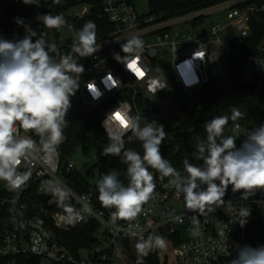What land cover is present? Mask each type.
Listing matches in <instances>:
<instances>
[{
	"label": "clouds",
	"instance_id": "clouds-1",
	"mask_svg": "<svg viewBox=\"0 0 264 264\" xmlns=\"http://www.w3.org/2000/svg\"><path fill=\"white\" fill-rule=\"evenodd\" d=\"M21 2L36 8L42 6V0ZM54 3L59 4L60 0ZM35 20L48 30L59 31L66 26L63 14L37 13ZM14 22L24 29L23 37L17 38L15 33L12 39L0 35V181L16 194L15 201L32 177L31 171L20 170L22 163L30 165L39 161L51 167V162L58 159V148L65 139L64 130L69 123L67 115L72 97L79 90L85 72L78 59L93 56L100 46L97 47L96 24L92 20L72 30L68 52H62L55 42H48L47 33L38 34L23 17H15ZM143 48V40L133 36L121 45L124 55L113 53V58L129 70L130 62ZM105 82L119 87V81L111 73ZM87 88L94 100L102 95L94 80L87 83ZM229 111L230 116L217 115L205 122L206 137H195L191 153L200 163L185 157L182 171L160 151L167 137L164 125L149 121L138 112L123 111L120 106L103 120L108 142L101 155L120 157V162L126 166L127 183L120 179L121 173L116 169L102 174L96 182L97 199L102 208L111 210L105 222L107 226L119 232L122 229L118 221L137 222L135 230L127 233L136 239L137 264H144L143 258L150 252L167 248L162 235L149 233L145 237L146 229L138 222L144 206L155 199V173L160 180L168 178L169 186L182 194L184 207L191 213L189 232L192 237L202 234L199 217L209 216L220 208L235 214L242 228L247 224L251 208L246 203L234 204L225 197L229 187L233 194L240 193V201L245 202L264 192V123L248 130L237 146L239 136L226 134V129L230 120L243 119L244 113L236 106ZM136 141L143 154L126 147ZM41 189L61 209L60 219L66 225L75 226L89 217H102L91 206L90 198L76 197L72 189L56 177L42 180ZM73 200L80 204L79 208ZM228 264H264V245L238 246Z\"/></svg>",
	"mask_w": 264,
	"mask_h": 264
},
{
	"label": "built area",
	"instance_id": "built-area-1",
	"mask_svg": "<svg viewBox=\"0 0 264 264\" xmlns=\"http://www.w3.org/2000/svg\"><path fill=\"white\" fill-rule=\"evenodd\" d=\"M17 1L0 0V34L7 28L17 31L23 29L16 23L9 25L7 23V12ZM250 1L252 0H238L227 6L225 8L227 22L224 24L218 22L200 25L184 31H176L174 27L178 28L180 24L194 26V19L202 16L205 10L164 19L162 15L139 14L132 0H77L69 10L63 11L68 16L65 17L66 26L63 29L48 30L42 23L37 21L34 23L38 31L47 33L45 39L48 42H55L66 52L70 51L73 29L78 30L88 20L96 24V32L100 33L97 36V47L100 48L93 56L78 59L85 72L82 74L81 85L75 98L80 108H104L100 125L106 133L102 122L107 114L119 106L121 110L130 111L132 114L138 112L148 117L150 121L157 106L170 104L168 99H160L165 94L174 95L165 72V65L170 68L177 84L188 95L200 90L209 80L219 79L224 73V68L217 46H224V37L228 29L231 28L237 37H246L249 35L252 18L258 12L264 11V0ZM133 36L142 40L157 36L159 41L155 45L144 44L143 51L130 62V64L135 62V67L141 75H137L134 69L128 70L113 58V53L124 55L121 45ZM165 47L173 55L170 61L162 53ZM252 60L264 66V48L261 49L260 55ZM109 73L119 81V87H112L111 83L105 82ZM93 80L102 94L97 100L92 98L87 88V83ZM233 128H240L238 121L232 123L231 130ZM62 145L63 143L58 148V159L51 162V167L39 161L30 165L22 163L20 166L21 171L27 170L32 173L28 187L34 182H39L37 190L40 196L39 206L47 223L29 222L18 229L3 233L0 236V258L10 257L6 264H16L15 257L20 254L40 256L56 264L111 262L124 258L125 241H136L127 235L129 231L135 230L136 221L131 223L118 221L122 229L119 232L107 226L105 222L108 221L111 210L101 207L95 188L78 186L67 178L66 174L76 170L71 162L62 164L60 153ZM155 176V199L144 206V212L138 217L140 226L146 229L144 236L149 233L162 235L167 241L164 258L168 260L171 258L174 264H228L231 255H235L236 248L246 244L245 226L242 228L239 225L237 216L224 211L223 208L217 209L209 216H201L199 219L202 234L199 237H192L189 232L191 213L184 207L182 194L169 186L168 178L160 180L158 173H155ZM52 177L58 178L70 187L76 197L90 198L93 209L102 214L101 219L89 217L83 221L97 224L94 233L97 242L88 248L78 250L77 253H72L68 249L63 234L83 222L69 226L61 221V209L55 202H51L52 198L41 189V181ZM3 185L6 186L5 182ZM239 197L240 193L233 194L229 187L226 200L231 199L234 204L246 203L252 210L264 215V203L254 202L264 201V192L257 193L246 202L240 201ZM7 200L9 199L0 198L1 203ZM73 203L77 208L80 207L76 200H73Z\"/></svg>",
	"mask_w": 264,
	"mask_h": 264
},
{
	"label": "trees",
	"instance_id": "trees-1",
	"mask_svg": "<svg viewBox=\"0 0 264 264\" xmlns=\"http://www.w3.org/2000/svg\"><path fill=\"white\" fill-rule=\"evenodd\" d=\"M228 0H149L150 14L162 15L164 19H171L188 14L202 12L211 7L217 6ZM77 0H60L59 4L54 0H42V6L36 8L32 5H25L18 0L7 12V23L13 24L15 17H23L25 22H31V27L37 30L34 23L37 13H50L53 15L67 11ZM250 2H260L252 0ZM199 16L194 19L196 25L202 21ZM17 38L23 37L24 29L21 31L7 28L3 33L6 38L12 39L13 34ZM100 33L97 32V36ZM264 37V11L258 12L250 22L249 35L246 37H237L234 31L229 28L224 37V47L229 49V60L226 64V79L223 84L220 79H211L206 82L199 90L195 98H191L188 93L182 90L177 84L170 68L165 65V72L174 91L177 105L181 111L180 121L175 125H169L165 122L159 109L156 108L152 114L151 120L162 124L167 132L166 139L162 142L160 151L165 159L169 160L174 167L182 171V161L187 157L193 163H200L192 158L194 151L195 137H206L204 124L217 115H231L230 108L236 106L239 110L247 111L253 119V126L257 127L264 123V79L262 87L259 89L256 84L245 83L242 79L243 68L246 63L258 57L261 53V41ZM35 39V38H34ZM62 52H66L61 48ZM104 108L94 109L80 108L75 96L72 97V107L67 115L69 121L64 130L65 139L60 148L62 164H65L67 157L72 155L76 149L81 148L88 152L91 146L103 142L107 143V134L101 128L100 122ZM148 120L149 118L146 117ZM232 121L226 129V134H232ZM243 141V138L237 139V146ZM126 147L142 152L138 141L126 144ZM112 161V169L121 173L120 179L127 183L124 173L126 166L120 162V157L116 156H98V162L95 166L104 169L105 161ZM70 181H74L78 186L85 188L92 187L85 177L79 172L72 171L66 174ZM39 182L32 183L28 189L15 201L16 195L10 192L3 181H0V198H8L4 203L0 202V236L9 230H15L25 226L29 222L47 223L39 206L40 196L37 193ZM96 194L98 192L94 186ZM264 215L251 209V215L245 225L246 244L256 247L264 245ZM97 229L95 222H83L73 227L68 233L63 234L65 244L72 253H77L82 248H88L94 245L97 240L94 233ZM127 251H131V241L124 242ZM16 264H41L42 257L35 255L20 254L16 257ZM10 257H1L0 264H6ZM144 264H167L162 262L158 250L152 251L147 257L143 258ZM137 264V259H135ZM56 264V263H55Z\"/></svg>",
	"mask_w": 264,
	"mask_h": 264
},
{
	"label": "rangeland",
	"instance_id": "rangeland-1",
	"mask_svg": "<svg viewBox=\"0 0 264 264\" xmlns=\"http://www.w3.org/2000/svg\"><path fill=\"white\" fill-rule=\"evenodd\" d=\"M238 0H228L224 3H221L217 6L211 7L205 10L204 14H202V21L194 26L187 25V24H180V26L174 27L176 31H184L187 29H194L200 25H211L214 23H226V7L237 2ZM132 3L137 10V12L141 15H148L150 14V7H149V0H132ZM144 44H152L155 45L159 41L157 36H151L143 40ZM261 47L264 48V37L261 41ZM217 49L220 50L222 56V65L224 68L223 75L219 78L221 82L224 84L226 79V64L229 60V49L224 46H217ZM170 61L173 57L170 50L166 47L163 49L162 52ZM242 79L245 83L256 84L257 87L260 89L262 87L263 79H264V66L259 65L258 63H254L251 59L249 60L243 68V75ZM160 99H168L170 104L169 105H159L157 108L159 109L160 113L162 114L164 120L169 125H175L180 121L181 118V111L177 105V101L174 95L165 94ZM244 113L243 119H238L240 124L239 129L232 130V134L238 135L239 139L241 136L251 129L253 126V119L249 112L242 111ZM105 143L99 142L89 149L88 152H84L81 148L76 149V151L67 157V161L71 162L77 172H79L83 177L86 178L88 183L91 186H96L97 180L100 176L104 173H107L112 170V161L110 159L105 161L104 169L102 170L100 167L95 166L98 162V156L101 155L103 146ZM263 229H264V222H263ZM136 241H131V251L123 250L124 258L122 260H112L111 262H102V261H89L87 264H136L135 259H137V252L135 249ZM159 255L161 257L162 262L167 264H174L171 258L165 259V251L159 250ZM84 256V254H82ZM41 264H55L49 259H42Z\"/></svg>",
	"mask_w": 264,
	"mask_h": 264
},
{
	"label": "water",
	"instance_id": "water-1",
	"mask_svg": "<svg viewBox=\"0 0 264 264\" xmlns=\"http://www.w3.org/2000/svg\"><path fill=\"white\" fill-rule=\"evenodd\" d=\"M60 14H63L64 17H68L67 14H66L65 12H61ZM198 94H199V90H195V91H193L189 96H190L191 98H195Z\"/></svg>",
	"mask_w": 264,
	"mask_h": 264
},
{
	"label": "snow or ice",
	"instance_id": "snow-or-ice-1",
	"mask_svg": "<svg viewBox=\"0 0 264 264\" xmlns=\"http://www.w3.org/2000/svg\"><path fill=\"white\" fill-rule=\"evenodd\" d=\"M129 68L130 69H134L136 71L137 75H141V73L139 72V70L136 69V67H135V62H133L132 64H129ZM117 118H119V116H117Z\"/></svg>",
	"mask_w": 264,
	"mask_h": 264
}]
</instances>
